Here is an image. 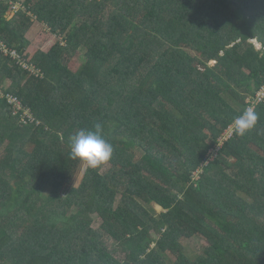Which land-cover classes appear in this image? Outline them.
Returning a JSON list of instances; mask_svg holds the SVG:
<instances>
[{
  "label": "trees",
  "instance_id": "trees-1",
  "mask_svg": "<svg viewBox=\"0 0 264 264\" xmlns=\"http://www.w3.org/2000/svg\"><path fill=\"white\" fill-rule=\"evenodd\" d=\"M0 42V264H264V0H0Z\"/></svg>",
  "mask_w": 264,
  "mask_h": 264
},
{
  "label": "clouds",
  "instance_id": "clouds-1",
  "mask_svg": "<svg viewBox=\"0 0 264 264\" xmlns=\"http://www.w3.org/2000/svg\"><path fill=\"white\" fill-rule=\"evenodd\" d=\"M260 44L258 39L252 40ZM258 115L252 109H246L233 120L235 131L244 136L257 123ZM112 144L105 139L103 124L97 122L93 128L81 129L73 137L70 143V155L73 159H79L90 168H98L108 162L113 154ZM199 175L202 171L197 172ZM196 173V175H197ZM198 176V175H197Z\"/></svg>",
  "mask_w": 264,
  "mask_h": 264
},
{
  "label": "rangeland",
  "instance_id": "rangeland-1",
  "mask_svg": "<svg viewBox=\"0 0 264 264\" xmlns=\"http://www.w3.org/2000/svg\"><path fill=\"white\" fill-rule=\"evenodd\" d=\"M13 17H14V15H10V19H12ZM42 32H43L42 27L41 26H37L35 32H31L28 35V38L31 41L34 42L33 43V46L30 48V54H32V55H34L39 50H45L46 52H49L52 49V47H53L54 41H58L59 40L57 38V36H54V35L52 36V34L47 33V32L44 35H41ZM40 35L41 36H44V39H43L44 41L42 40L40 43H35V42H37L38 37H39V40L41 39ZM255 44L257 45V47L259 49H262L263 46H262L261 43L260 44L255 43ZM86 60L87 59L84 56V54L82 56H76L75 59H74V61H73V63H72L73 70L74 71H78L82 67V65L85 64ZM263 92H264V89H263ZM257 103H259V101H257ZM26 115L28 117H30L32 120H34V117L32 116V114L30 112H27ZM234 133H235V127L232 128L231 130H229L227 132L228 139L231 138L234 135ZM225 142H226V139L223 140L222 143L219 146H223V144ZM84 164L85 163H83V165ZM86 166L87 165L85 164V167ZM102 171H105V168ZM197 175L194 176V179L195 180H197L200 177L198 173H197ZM79 180L80 179H78L77 182H79ZM152 209H154L157 212V214L163 212V208L161 206H157L155 204L152 207ZM93 219H94V222H93V225L92 226H93V228L98 229L100 227V225L102 224V219L97 214L93 215ZM203 245L207 246L206 245V242L201 241L200 239H192L190 241V244H189V246H190V253H192V249L198 250Z\"/></svg>",
  "mask_w": 264,
  "mask_h": 264
},
{
  "label": "built area",
  "instance_id": "built-area-1",
  "mask_svg": "<svg viewBox=\"0 0 264 264\" xmlns=\"http://www.w3.org/2000/svg\"><path fill=\"white\" fill-rule=\"evenodd\" d=\"M19 6H21V5H18V6H15L14 8H12V13H11V15H17L18 13H19V11L20 10H22V7H19ZM1 43V42H0ZM0 46H2L1 44H0ZM5 52H6V54H10L15 60H19L20 59V56H19V54H18V52H16V51H13V52H10L9 50H7V49H3ZM2 95H3V93H2V89L0 88V99L2 98ZM264 100V92L262 91L260 94H259V96H258V101H259V103L260 102H262Z\"/></svg>",
  "mask_w": 264,
  "mask_h": 264
},
{
  "label": "crops",
  "instance_id": "crops-1",
  "mask_svg": "<svg viewBox=\"0 0 264 264\" xmlns=\"http://www.w3.org/2000/svg\"><path fill=\"white\" fill-rule=\"evenodd\" d=\"M10 15H11V14H10ZM33 30H36V27H35ZM33 32H35V31H33Z\"/></svg>",
  "mask_w": 264,
  "mask_h": 264
}]
</instances>
